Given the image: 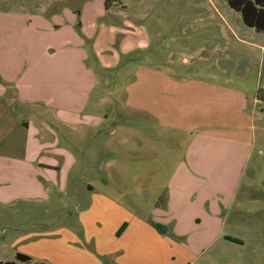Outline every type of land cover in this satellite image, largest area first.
<instances>
[{
  "label": "crops",
  "instance_id": "0c3cea01",
  "mask_svg": "<svg viewBox=\"0 0 264 264\" xmlns=\"http://www.w3.org/2000/svg\"><path fill=\"white\" fill-rule=\"evenodd\" d=\"M95 28L93 23L77 26L71 17L55 25L48 38L34 30L28 43L9 45L0 35V100L7 106L0 107V208L23 202L35 204L36 210L64 199L60 210L70 218L62 231H53L59 238L48 244L50 256L38 257L34 263L264 264V247L249 252L245 240L224 231L243 228L251 217L264 222V202L249 192L234 206L236 191L230 182L238 180L255 150L251 138L241 136L245 125L236 119L212 121L217 106L242 114L244 93H238L241 96L233 104L198 90L186 96L190 101L182 103V118L191 114L187 122L192 126L183 125L182 131H191L190 139L152 208L141 210L136 200L120 198L141 197L138 183L156 181L159 172L138 173L136 159L129 158L127 171L121 173L115 165L105 174L101 158L93 160L86 151L77 152L73 136L87 141L94 127L93 122H82L93 118L86 113L95 89L93 73L85 64L88 43L102 69H113L119 66L120 55L146 47L129 31V22L121 28L112 24L107 32ZM118 31L122 39L115 49L108 37L112 35L114 41ZM178 81L146 79L142 84L149 87L145 93L160 84L159 92L168 95L178 92L171 88ZM145 106L143 110L152 116L153 110ZM101 151L112 154L103 147ZM94 168L99 174H92ZM233 209L238 210L234 218L229 215Z\"/></svg>",
  "mask_w": 264,
  "mask_h": 264
},
{
  "label": "rangeland",
  "instance_id": "374dc122",
  "mask_svg": "<svg viewBox=\"0 0 264 264\" xmlns=\"http://www.w3.org/2000/svg\"><path fill=\"white\" fill-rule=\"evenodd\" d=\"M106 1L0 0V35L9 45L28 43L34 30L48 38L55 25L66 23L71 17L76 19L77 26L93 23L95 32H101V27L107 32L112 24L121 28L129 22L134 38L146 44L133 53L120 55L119 66L102 69L88 43L89 59L85 64L93 73L95 89L86 113L93 118L82 122H93L94 127L87 141L73 136L77 152L86 151L93 160L101 158L105 174H110L115 165L121 173L127 171L129 158L136 159L134 169L138 173L153 176L159 172L156 181L138 183L141 197L120 198L125 202L136 200L141 210L152 208L190 139L191 131H182L183 125L192 126L187 122L191 114L187 120L182 118V103L190 101L186 96L198 90L208 93L209 98H224L233 104L241 92L245 94L246 110L242 114L234 110L225 112L217 106L212 121L228 123V119H236L238 124H244L246 131L242 129L241 136L251 138L255 148L241 176L230 182L231 190L236 191L234 206L240 205L243 194L248 192L264 202V100L258 97L260 92L264 93V34L247 27L241 14L231 9L226 0H109L108 5ZM121 39L122 33L118 31L114 41L109 35L108 42L117 49ZM163 78L179 80L180 84L169 86L178 92L163 94L159 92L160 84L152 86L150 94L144 92L149 87L142 84L143 80ZM144 105L156 115L145 112ZM5 106L0 100V107ZM100 124L97 129L95 125ZM102 147L112 154L101 151ZM96 173L94 168L92 174ZM149 192L151 196L146 195ZM65 203L62 199L53 207L35 210V204L14 202L0 208V262L16 261L19 252L30 254L33 262L38 257H49L48 244L59 238L53 231H62L70 220L60 210ZM229 215L234 218L238 210L233 209ZM224 231L245 240L249 252L264 247L263 221L251 217L243 228Z\"/></svg>",
  "mask_w": 264,
  "mask_h": 264
},
{
  "label": "trees",
  "instance_id": "16d2710c",
  "mask_svg": "<svg viewBox=\"0 0 264 264\" xmlns=\"http://www.w3.org/2000/svg\"><path fill=\"white\" fill-rule=\"evenodd\" d=\"M229 7L242 16L243 23L258 33L264 34V0H226ZM109 0L106 1L108 5ZM80 27V25H79ZM259 99L264 100V93L260 92ZM163 231L161 227H157ZM0 264H37L30 256L18 253L16 261H7Z\"/></svg>",
  "mask_w": 264,
  "mask_h": 264
}]
</instances>
